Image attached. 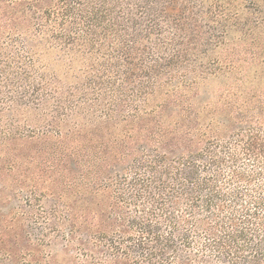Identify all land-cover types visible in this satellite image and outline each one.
<instances>
[{
	"label": "trees",
	"instance_id": "16d2710c",
	"mask_svg": "<svg viewBox=\"0 0 264 264\" xmlns=\"http://www.w3.org/2000/svg\"><path fill=\"white\" fill-rule=\"evenodd\" d=\"M264 0H0V264H264Z\"/></svg>",
	"mask_w": 264,
	"mask_h": 264
},
{
	"label": "rangeland",
	"instance_id": "374dc122",
	"mask_svg": "<svg viewBox=\"0 0 264 264\" xmlns=\"http://www.w3.org/2000/svg\"><path fill=\"white\" fill-rule=\"evenodd\" d=\"M261 85L264 87V80L261 82Z\"/></svg>",
	"mask_w": 264,
	"mask_h": 264
}]
</instances>
